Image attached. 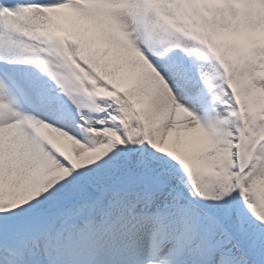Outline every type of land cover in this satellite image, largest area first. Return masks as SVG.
Wrapping results in <instances>:
<instances>
[{
	"label": "snow or ice",
	"instance_id": "snow-or-ice-1",
	"mask_svg": "<svg viewBox=\"0 0 264 264\" xmlns=\"http://www.w3.org/2000/svg\"><path fill=\"white\" fill-rule=\"evenodd\" d=\"M0 264H264V0H0Z\"/></svg>",
	"mask_w": 264,
	"mask_h": 264
}]
</instances>
